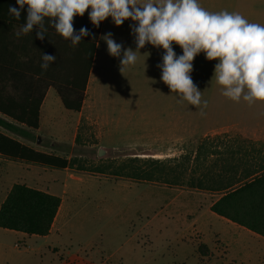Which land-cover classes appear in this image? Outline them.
Masks as SVG:
<instances>
[{
  "label": "rangeland",
  "instance_id": "374dc122",
  "mask_svg": "<svg viewBox=\"0 0 264 264\" xmlns=\"http://www.w3.org/2000/svg\"><path fill=\"white\" fill-rule=\"evenodd\" d=\"M259 2L207 0L206 9L238 12L250 22L259 23L253 14ZM199 3L204 4L203 0ZM107 25L104 34L109 33ZM120 36L126 39L117 37V43L135 49L130 31ZM155 49L146 45L136 64L123 74L119 59L106 52V63L98 71L95 103L91 82L81 114L100 115L102 127L82 119L77 132L71 130L59 137L63 144L54 151L74 159L73 169L45 171L41 166L22 165L29 170H10L15 172L10 179L16 183L23 184L25 178L27 183L40 186L42 178H52L58 180L55 190L61 194L66 183L68 194L51 236L23 238L0 228V264H264V237L239 233L211 212L200 223L205 239L211 243L212 231L221 233L233 243L230 256L235 262L228 260L225 245L219 242L211 243L208 252L204 248L199 251L203 235L193 223L218 194L190 184L209 171H219L240 160L244 166L262 162L264 142L225 130L264 129V101L249 105L223 96L222 86L212 78L218 61H208L200 53L190 75L203 92L202 100L207 101L202 116L199 107L180 100L175 93L171 95L160 80V57ZM98 50L107 51L102 38ZM46 104L57 118L55 131H64L66 123L70 129L80 115L66 110L54 90L49 92ZM67 115L72 116L67 120ZM178 134L181 144L176 150H157L163 147L164 138H176ZM39 137L40 144H50L49 139ZM31 145L36 146L37 141ZM101 150L104 152L100 155ZM129 157L166 161L176 169L168 178L179 177L180 185L138 183L112 175L110 170ZM96 167H105L107 173L89 171ZM11 186L12 182L3 183L0 201Z\"/></svg>",
  "mask_w": 264,
  "mask_h": 264
},
{
  "label": "trees",
  "instance_id": "16d2710c",
  "mask_svg": "<svg viewBox=\"0 0 264 264\" xmlns=\"http://www.w3.org/2000/svg\"><path fill=\"white\" fill-rule=\"evenodd\" d=\"M10 7H18L16 0H0V127L36 141L41 107L49 89L57 93L66 110L82 111L103 22L97 28L88 19L87 12L83 17L77 16L74 28L79 31L86 27L91 35L74 47L52 27H48L44 40L37 39L35 31L17 37L25 22L27 6L20 20L9 14ZM42 52L56 56L46 71L41 68ZM0 156L54 170L73 169L75 164L74 159L37 151L1 132ZM104 168L89 171L106 174ZM110 171L117 178L138 183H181L179 177L168 178L176 173L173 166L154 158L129 157L123 165ZM190 184L221 194L211 207L212 212L264 237V157L260 164L244 166L240 160L234 165H224ZM61 203L58 196L25 184H14L0 207V228L28 236H47ZM203 248L208 252L204 244L199 251Z\"/></svg>",
  "mask_w": 264,
  "mask_h": 264
},
{
  "label": "clouds",
  "instance_id": "9594fccd",
  "mask_svg": "<svg viewBox=\"0 0 264 264\" xmlns=\"http://www.w3.org/2000/svg\"><path fill=\"white\" fill-rule=\"evenodd\" d=\"M16 4L8 11L17 20L27 6L17 37L35 31L36 38L44 40L52 27L74 47L91 35L86 27L74 28L77 16L87 12L97 28L109 17L117 27L130 20L135 49L117 43L110 32L102 36L109 56L119 59L120 72L136 64L146 45L162 49L160 80L180 100L199 107L202 116L207 101L190 75L200 53L208 61H218L212 78L222 86L223 96L249 105L264 101V24L250 22L238 12H210L199 0H16ZM41 59L46 71L56 56L42 52Z\"/></svg>",
  "mask_w": 264,
  "mask_h": 264
},
{
  "label": "crops",
  "instance_id": "0c3cea01",
  "mask_svg": "<svg viewBox=\"0 0 264 264\" xmlns=\"http://www.w3.org/2000/svg\"><path fill=\"white\" fill-rule=\"evenodd\" d=\"M203 2H204V4L201 3V6L205 7V9H206L207 0H203ZM259 3H260V6H255L253 8V14L255 15V17H257L256 20H258L259 24H264V0H260ZM245 18L249 20L248 17H245ZM106 23L108 24L107 25L108 32L113 34V38L115 40L117 39V37H120L122 39H126V38L120 36V33L123 32V31L124 32L130 31V33H131L130 24L132 22L130 20H126L123 23V25H121L119 27H117L112 22L111 17H109L107 20L103 21L102 27H101V31H100L99 40H98V44H97V48H96V52H95V56H94V60H93V64H92V69H91V72H90V77H89L88 86H87V90H86V97H85V100H84L83 109H82V111L80 113H77V114H80V115H76L77 119L75 121L74 126L70 127V129H69V127L67 126L68 123H66L65 128H64L65 132L63 130L55 131V121H56L57 118H56L55 115H51V107H49V105L47 107V104H46V99L48 97V94H49V92H51L53 90V89H49L48 92H47L46 98L44 100V103H43V105L41 107L39 128H38L37 131H35L36 141H37V145L36 146L31 145V142H34V141H30V140L24 139V138H22L20 136H17V135H15V134H13V133H11L9 131H6V130H4L3 128L0 127V132L1 133H3L5 135H7V136L19 141V142H21L22 144H25V145H27L29 147H32L33 149H35L37 151H40V152H43V153H53V154H55L57 156H60V155H58V154H56L54 152L57 149H60V146L63 144L59 137H61L62 135H64V133H66L68 131H71V130H75V132H77L82 119H86L88 121L93 120L94 123L99 124L102 127V125H101V116L100 115H81V114H83V111H84L85 106L87 104L86 102H87V97L89 96V88H90V83L91 82L94 85L92 101H94V103H95L96 82L99 79V72L98 71H99V68L102 67L106 63V52L107 51L99 53V50H98L100 42H101V38H102V36L104 34V31L106 29ZM173 48H174V51L177 53V55H182V50L179 49L178 45L173 44ZM153 52H155L156 55L160 57L159 63H161L162 56L164 54L163 50L162 49H155V51H153ZM194 66H195V62H194ZM171 95H173V93H171ZM67 116H68L67 117V120H68L69 117L72 116V115H67ZM224 130L225 129H223V131ZM225 131L226 132H235L237 135L242 136L243 138H248V139L256 141V142H261V141L264 142V129H255V130L226 129ZM190 135H192V134H190ZM39 136H41L44 139H49L50 140L49 141L50 144L47 145V146H44V145L40 144L41 138ZM39 138H40V141L38 142ZM180 142H181V135L180 134H178L176 138L175 137H169L167 139L164 138L162 140L163 147L162 148L160 147L157 150L162 151V152H164V151H174V150H176L175 147H177V146H179V144H181ZM60 157H62V156H60ZM65 158L70 159L68 157H65ZM22 165L29 166V167H34L35 166V165L23 163V162L11 161V160L5 159V158L0 156V189H1V186L3 185L4 182H12L11 188L13 187L14 184H20V183H16L15 180L10 179V176L12 174H15V172H10V170L14 169V168H22L25 171L29 170L28 167L24 168V167H22ZM43 170L47 171L49 169L43 167ZM67 170L68 169H66L64 171H67ZM57 182H58V180H55V179H52V178H50V179L49 178H47V179L42 178L41 182L39 184L40 186H37V185H32L30 183H27L25 178L23 180V184L27 183L25 185H27L29 187H32V188H35V189H38V190H41V191H44V192H47V193H50L52 195L60 197L61 200H62V203H61V206H60V210H59V212H60L62 210L63 206L65 205V202H66V196L68 194V185L65 183L64 189L62 190V192L60 194L54 188V185ZM11 188H10V190H11ZM10 190L6 191V193L2 196V200L0 201V207H1L2 203L5 201V199H6V197H7V195H8ZM205 191H208V190H205ZM208 192H213V191H208ZM213 193L218 194L217 198L214 199V200L209 201V203L207 205V208L202 213H200L197 218H195L194 223H193L194 224V229L195 230L199 229V231L202 233V235H203V244L206 245L208 249L212 248V247H210V245H211V243L214 244V242H219L221 245H225L226 256L228 257L229 261L234 263L235 260H232L231 256H230L233 243H230L227 240V238H225L224 236H222L221 233H218L215 230L212 231L213 237H212L211 243H209L205 239L206 238V234L204 233V230H202L201 227H200V223H201V220L203 219V216L205 214H207V213L210 214V212L214 213V212H212L211 207L221 197V194H219L218 192H213ZM59 212H58V215H59ZM58 215H57V217L55 219V222H54V224L52 226L50 234H48L47 236H44V237H49L55 232L54 228H55V223L57 221ZM215 215L218 216L217 214H215ZM218 218L223 223H225L227 225H230V226H233L234 228H237L239 233H244L245 234V232H247L248 235L253 236V237H255V236L263 237V236H260V235H258L256 233H254V232L242 227V226H239L238 224H236V223H234V222H232L230 220H227V219H225L223 217L218 216ZM3 230H5V229H3ZM5 231L13 232L15 235H17V236L19 235V236H21L23 238L24 237L25 238L28 237V235H26L24 233L14 232V231H10V230H5ZM214 245H216V244H214Z\"/></svg>",
  "mask_w": 264,
  "mask_h": 264
},
{
  "label": "water",
  "instance_id": "95a60500",
  "mask_svg": "<svg viewBox=\"0 0 264 264\" xmlns=\"http://www.w3.org/2000/svg\"><path fill=\"white\" fill-rule=\"evenodd\" d=\"M39 141H40V138L38 139V142H39ZM103 152H104V151L101 150V151H100V155L103 154Z\"/></svg>",
  "mask_w": 264,
  "mask_h": 264
}]
</instances>
